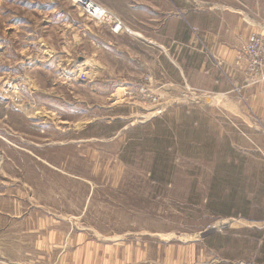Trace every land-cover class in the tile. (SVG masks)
I'll return each instance as SVG.
<instances>
[{
  "label": "rangeland",
  "instance_id": "rangeland-1",
  "mask_svg": "<svg viewBox=\"0 0 264 264\" xmlns=\"http://www.w3.org/2000/svg\"><path fill=\"white\" fill-rule=\"evenodd\" d=\"M87 1L0 0V264H264V0Z\"/></svg>",
  "mask_w": 264,
  "mask_h": 264
},
{
  "label": "crops",
  "instance_id": "crops-1",
  "mask_svg": "<svg viewBox=\"0 0 264 264\" xmlns=\"http://www.w3.org/2000/svg\"><path fill=\"white\" fill-rule=\"evenodd\" d=\"M239 4L242 5V3ZM222 7L224 11L234 10L232 6H225V4ZM256 32L253 23H250L248 19L241 15L237 16L233 24H222V27L215 35L210 34L212 36V42L214 43L213 49L218 51L221 61L227 65H232L235 63L239 48L251 34ZM92 250L87 257L93 258L95 264H112L113 248L111 246L95 244V248H92ZM123 258L125 259V256Z\"/></svg>",
  "mask_w": 264,
  "mask_h": 264
},
{
  "label": "built area",
  "instance_id": "built-area-1",
  "mask_svg": "<svg viewBox=\"0 0 264 264\" xmlns=\"http://www.w3.org/2000/svg\"><path fill=\"white\" fill-rule=\"evenodd\" d=\"M81 3L89 9H93V12L88 11L93 16H99L104 12L101 7L87 0H83ZM236 60L237 65L244 62L245 68L257 78V81H264V35L251 34L237 52Z\"/></svg>",
  "mask_w": 264,
  "mask_h": 264
},
{
  "label": "bare ground",
  "instance_id": "bare-ground-1",
  "mask_svg": "<svg viewBox=\"0 0 264 264\" xmlns=\"http://www.w3.org/2000/svg\"><path fill=\"white\" fill-rule=\"evenodd\" d=\"M83 0H81V2H82ZM81 2H79V3H81ZM82 4V3H81ZM82 6H84V8H85V10H87V11H92L93 12V9H89V8H87L84 4H82ZM93 8V7H92ZM101 15V14H100Z\"/></svg>",
  "mask_w": 264,
  "mask_h": 264
},
{
  "label": "trees",
  "instance_id": "trees-1",
  "mask_svg": "<svg viewBox=\"0 0 264 264\" xmlns=\"http://www.w3.org/2000/svg\"><path fill=\"white\" fill-rule=\"evenodd\" d=\"M260 232H264V229H262V230H260ZM263 245H264V240H263V243H262ZM264 247V246H263Z\"/></svg>",
  "mask_w": 264,
  "mask_h": 264
}]
</instances>
